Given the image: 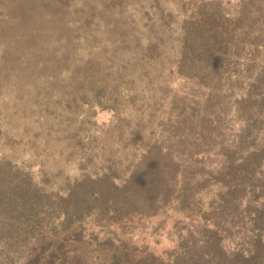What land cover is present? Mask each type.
<instances>
[{
  "label": "rangeland",
  "instance_id": "1",
  "mask_svg": "<svg viewBox=\"0 0 264 264\" xmlns=\"http://www.w3.org/2000/svg\"><path fill=\"white\" fill-rule=\"evenodd\" d=\"M256 219L264 0H0V264H264Z\"/></svg>",
  "mask_w": 264,
  "mask_h": 264
},
{
  "label": "trees",
  "instance_id": "2",
  "mask_svg": "<svg viewBox=\"0 0 264 264\" xmlns=\"http://www.w3.org/2000/svg\"><path fill=\"white\" fill-rule=\"evenodd\" d=\"M254 230H258L260 232V234H258V236L260 237L262 235V230H263V225L261 224V221L259 219H256L254 222ZM261 224V225H260ZM263 250V248H262ZM264 252V251H263ZM260 260L262 261V258H260Z\"/></svg>",
  "mask_w": 264,
  "mask_h": 264
}]
</instances>
